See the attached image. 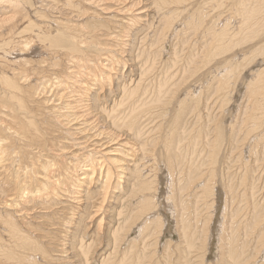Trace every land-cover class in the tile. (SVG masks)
I'll return each instance as SVG.
<instances>
[{"label":"bare ground","instance_id":"6f19581e","mask_svg":"<svg viewBox=\"0 0 264 264\" xmlns=\"http://www.w3.org/2000/svg\"><path fill=\"white\" fill-rule=\"evenodd\" d=\"M250 1L236 0L232 12H222L229 16L216 22L208 16L220 5L206 12L207 0H0V264H143L151 226H160L157 252L159 244L161 250L170 245L164 240L168 230L182 237L174 174L194 142L185 138L184 119L207 87L194 52L185 69L178 66L184 52L177 57L172 41L182 34L198 35L206 27L204 36H212L216 46L206 48L205 61L235 50L220 56L224 61L206 76L217 84L214 91L233 100L239 89L248 101L242 96L244 107L234 109L229 133L221 132L222 123L215 126L206 148H218L223 139L239 144L243 136L237 167L244 169V180L254 177L257 165L249 157L264 144V61L237 78L244 60L264 50V0ZM255 35L257 43L236 51L239 40ZM168 48L176 59L157 70ZM192 78L193 84L182 86ZM230 147L225 155L234 153ZM208 181H198L197 189L208 191ZM231 189L222 178L210 189L206 250L214 240L212 253L219 258L212 264L226 257L228 264H264V245L259 256L246 257L245 247L237 254L235 239L225 242ZM259 210L247 222L252 228L264 220ZM138 212L148 214L133 223Z\"/></svg>","mask_w":264,"mask_h":264},{"label":"rangeland","instance_id":"374dc122","mask_svg":"<svg viewBox=\"0 0 264 264\" xmlns=\"http://www.w3.org/2000/svg\"><path fill=\"white\" fill-rule=\"evenodd\" d=\"M211 1L213 2L212 5H211ZM225 1L226 2L228 1V2L226 3ZM235 1L236 0H234V2ZM251 1L253 2L254 0H251ZM214 2H216V1L215 0H210V1L207 0V2H205L206 6L204 5V3L202 4V6L205 7V11L208 9V7H209L208 10L210 11L213 8L214 9L216 7L218 8L219 5H220V7H219L220 9H217L215 11L212 10L210 12L208 10L206 11V12H209V14H210L208 16V18L209 19H214L216 22H218L219 20L220 21L225 20L224 16L226 18V17L229 16V15L226 16V14H229L227 12L228 11L232 12V9H233L232 7L234 5L233 4L234 2L232 3V1H231V3H232L231 6L232 7H230V8H229V6H230L229 0H219V2L217 0L216 4ZM207 4H208V6H207ZM210 7H212V8L210 9ZM224 7H225V10H224ZM222 12H225L226 14L225 13L223 14ZM211 14H213L212 17H210ZM179 19H180V17L177 19L178 20L177 23H179ZM238 22H239V20L238 21H234L233 20V23H238ZM204 26H206V25H204ZM180 28H182V27H180ZM203 29L206 30V27H203L200 30L199 33L197 32L198 35L195 33L196 36H197V39L199 38V41H201V42L197 41L195 34L192 33L191 35L189 34V36H188V34L187 35H184V34L181 35V36H183V35L186 36V38L188 40H185L184 36H183L184 38L179 36V37H176L175 39H173L172 44L174 45V47L178 46L179 49L175 47L177 52L180 50L177 53V57H179V58L182 57L181 58V62L180 63L177 62L180 65H178V64H176V65H178L179 67L183 66V69H185L186 67L184 68V66L186 65L187 59H189V57L193 58L194 57L193 54L195 53V56L197 55V57H198V58L195 57V59H196V62H198V66L200 67V72L202 71L201 73L203 75H205V76L209 74L210 77H212L211 73H212L213 68H215L214 67L215 64L218 63V62L224 61L222 59H225V58L221 59L219 57L220 56L223 57L225 54L224 55L220 54V55L216 56L215 59H213L212 61H210V60L205 61V57H206L207 52H208V50H206V48L211 43L213 44L214 42H212L213 41L212 36H208V38L206 37V35L204 36V30ZM183 32H185V31L183 30ZM200 34H201V36H200ZM201 37L204 40H202ZM191 38L192 39L194 38L193 40L195 42ZM179 39H181V40L179 41ZM207 40H208V43H207ZM258 40H259V35L257 37L255 35L254 38L247 39L246 42H248V43L244 42V43L241 44L242 40H239L238 47H236V51L237 52L240 51V50L244 51L245 48L250 47V45H252L254 43H257ZM177 41L179 43H175ZM202 41L206 45H204V43H202ZM194 43H195L196 46L192 45ZM198 43L200 45H198ZM179 44H181V45H179ZM188 44H190V45H188ZM263 44L264 43H262L261 45H263ZM182 45H183V48H182ZM192 46H194L195 49ZM203 46H205L204 49H203ZM215 46H216V44L212 45V47H215ZM199 47H201V48H199ZM182 49H183V52H184L183 54H182ZM216 49H217V47H216ZM216 49H214V50H215V52L217 54L218 50H216ZM198 50H200L201 52L198 51ZM197 51L199 53H197ZM234 51H231V53L234 52ZM167 52H168L167 53L168 56H167V54L164 55V57H161V59H160L161 62L159 60L158 61L159 63L158 64L156 63L155 68L157 70L159 69L158 68L159 64H160V66L161 65L164 66L165 64H167V62H168V64H170L172 62V60L176 59V55H174L175 56V58H174L173 53L170 54L169 48H168ZM254 52L255 53L252 56H250V58H249L250 60L249 61L244 60L245 62H247L245 65L243 64L245 62H243L241 64L240 69L242 68L243 70H239L238 69L237 78L239 79V81L243 77L244 73L248 72L247 70H249V65H252L253 67H256L257 63H255V62H258L259 60H263L264 61V50L262 48H259L258 50L256 49V51H254ZM179 53H181L182 56L179 55ZM200 54H202V55L200 56ZM229 55H225V57L229 56ZM166 57L169 58L168 61H166L167 60ZM162 59H165V60H162ZM217 59H218V61H217ZM177 61H178V59H177ZM183 61H185V62H183ZM201 62H204V63L199 65ZM207 62H209V63H207ZM204 64H206V66ZM203 65H204V70H202ZM252 66H251V68H252ZM222 67H224L225 69H229V67H227L225 65H223ZM176 69L177 68H175L174 70H176ZM156 71H155V73H156ZM179 71H180V68H179V70L177 71V74H176L177 75L176 77L178 79H179V77H181L183 75V73L178 75ZM242 71H243V73H242ZM240 74H242V76ZM205 76L202 78L201 83H204V85L207 86V87H205L204 91L205 92L209 91V92L206 95H205L204 91H202L203 93L202 92L200 93V97L201 98L203 97L202 98L203 101L200 102L201 105L200 104H196L194 111L191 114L189 113V117L187 116L184 119L187 122V124L185 122V125H184V129L186 130V134H185L186 137L185 138H192L194 140V142L192 144V147H191L192 148V150H191L192 153L189 152L187 154L186 149H184L185 147H181V150L183 151L182 154H184V155L187 154V156L185 157V159L179 160L180 162H182V163L184 162V163L183 164L181 163L180 170L176 171V173L174 174V176L176 178L175 179V185H174L175 196H176L175 199L178 200L179 202H182L180 204L176 203V205H177L176 209L178 210L177 222H178L179 227L180 228L182 227V229L180 231V233H182V237L180 238L178 235L173 234L172 231H170V234H171L170 235L169 234V230H168V234L167 233H166L167 235L165 234L164 240H165V243H166L167 240H170L171 241L169 243L170 245L168 247H166L165 244H164V246L167 249H165V247H164L165 250H161L163 245L159 244V246H161V247H159V252H157L156 251V239H157L156 236H159L157 234H158V232H160V228H159L160 226L157 225V224H155L154 226H151V228H153L152 231H151L152 234H150V237L147 239V242H148V245L149 244H152V245L148 246V248H150V249H148V253H147L149 258L146 259L145 260L146 262H143V264H212L213 262L216 261V259L217 260L219 259L217 257H214L215 256L214 252L212 253L213 246L215 248L216 242H214V240H213L214 243L212 242V244L210 245L211 249L208 248V251L206 250V245H207V241H208L207 240V234H208L207 231H208V229L210 227L209 222L211 220V217H212L211 215H212V210H213V208H212L213 194H212V191L210 189L213 187L215 182L218 181V179H220V178H222V180L224 181L225 184H229V186L232 188L231 190H229V194H228L229 196L227 197V208L229 207L230 209L228 208V211H229V214H228V211H227V217L228 218L225 219V224H227L226 227L228 229V230L226 229L225 234H224V236L226 237V241L225 242L227 244H229L230 243L229 239L231 237L233 239H235V246L234 247H235V249L237 251V254L240 255L241 251L245 247V249H244L245 251L244 252H245V256L246 257L253 256L254 254H255L254 257L259 256V254H258L259 251L258 250H260L263 247V245H264V238H262V236H263L262 234L263 233L260 234V228H261L260 226L264 225V220H260V225L259 226L253 225L254 228H252L251 223L247 224V222L251 221V219L253 218V215L255 213H257L259 209L261 210L262 214H264V144L261 143L262 146L260 145L261 147L259 146L258 149L255 150V154H253L251 157H249L250 158L249 160L252 161V164H256L257 165V169H256V173L253 174L254 177L249 176L247 179H245L246 181L244 180V177H243V173H244L243 170L244 169L242 171H240L241 169L239 170L240 165H242V162H241V160L239 158V154H237V153H240V149H238L237 147H241L242 142L246 143V141L242 139L243 136L239 140V142H238L239 144L236 143L237 145L234 144L233 142H232L233 144L228 145L227 141H225V139H223L224 143H222V141H221L220 144H218V148H212V147H211V149L210 148L209 149L206 148V146H208L207 143H209L210 141L212 143V141L214 140V138L216 136V131L217 130H215V126L216 125H221V123H222L223 127L221 129H223V130H221V132H225L224 134H226V131L228 132V129L231 130L230 127L229 128H227V127L228 126H232L231 124L233 122V117H234L233 115L237 114L235 110H237V107H239V105L240 106L242 105V104H239V103L240 102L242 103L245 99L246 100L244 102L247 103L248 100L244 96L243 93L240 94L239 89L236 90L238 95L235 93L234 99H233L234 101L231 100L229 97L227 98L225 96L226 95L225 92L219 93V92L214 91V89L217 86V84H215L216 86L213 85L212 84L213 83L212 79L209 76L208 77L206 76V78H205ZM177 78L172 80V84H174V85L176 84V83H173V81H175V80L177 81ZM237 78L235 80H237ZM189 81H190V83H189ZM203 81H206V82H203ZM211 81H212V83H211ZM187 82H188L187 84L182 85V86L186 87V85H188V84H193V82H194L193 78L192 79H188ZM208 84H210V85L208 86ZM209 89L212 92L214 91L213 94H212V92L210 93ZM197 93L199 94V92H197ZM197 93H196V96L198 95ZM209 94H211L210 97H209ZM217 94H218V97L216 96ZM222 94H224V95H222ZM239 94H240V96H239ZM263 94H264V91H263ZM242 96H243V99L245 98L244 100L241 99ZM220 97H222L223 99L220 98ZM175 98H176V96L174 95L173 100L171 101L172 103L171 102L168 103V105H171L170 108L174 107V105H173L174 102L173 101L176 100ZM182 98H184V97H182ZM206 98L208 100H206ZM217 98H218V100H217ZM224 98H226V99H224ZM223 100H225V103H223ZM227 100H229V102ZM207 101H208V104L206 103ZM216 102H218V103H216ZM261 104L263 105V103H261ZM207 105H208V108H207ZM201 106H203V107H201ZM227 106H229V107L226 108ZM233 106L236 107V108H234ZM204 107H206V108H204ZM241 107H244V105H242ZM224 109L225 110L227 109V111H225ZM158 110L159 109L157 107L156 111L159 112ZM171 112H172L171 110L168 111V116L171 115ZM189 112H190V108H189ZM224 112H225L226 115L230 114L229 115L230 117L228 115H227L228 116L227 117L224 114ZM221 114H224L226 117L224 115H221ZM211 115H215L214 118ZM219 116H223V118H221ZM231 116H232V118H231ZM224 117H225V119H224ZM226 118L227 119H231V121L227 120ZM263 120H264V118H263ZM158 121L161 122L163 120L162 119H158ZM207 124L209 125L208 127H207ZM233 125H237V124H233ZM207 128H208V130H207ZM243 128H245V127H243ZM212 129H214V130H212ZM255 132L256 131H254V133ZM224 134H223V136H224ZM185 144H186V142H184L182 144V146H185ZM226 145H227V148H231L230 146H232V148L234 150V151L232 150V152H234L233 154H230V153H229V155H228V153L226 155L224 154L225 150L227 149ZM235 147H236V150H235ZM202 151H203V153H202ZM206 151H208V152H206ZM220 158H222L221 161L219 160ZM256 162H258V163H256ZM252 164H250V166ZM258 164L259 165L262 164L261 165L262 168L258 169L259 168ZM211 167H213V168H211ZM179 172H180V174H179ZM239 173H241V174H239ZM251 178L254 179V180H252ZM201 180L202 181H205V180L208 181L209 180L208 183H207V187L210 188V189L208 191L205 192L204 188L197 189V187H196L197 183L199 184L198 181H201ZM247 180L249 181V183H248ZM181 199H182V201H181ZM136 205H137V203H134V201H133L131 207L136 206ZM232 213L235 214V216H234L235 220L234 219L232 220L231 217H230V215ZM146 214H148V213H146V212H143V213L142 212H140V213L138 212V213H136L135 214L136 217L133 220V223H136V221L137 222L140 221L141 217L142 218L145 217ZM215 216L216 217H214V220L216 221L220 215L218 214V215H215ZM247 218H248V220H247ZM110 219L112 220V217L109 218L108 220H110ZM262 219H263V217H262ZM214 220H213V222L215 223ZM159 224H160V221H159ZM182 224L185 225V226L183 227ZM213 225L215 226V224H213ZM247 225H248V230L246 229ZM154 229H156V230H154ZM189 240L192 241L191 244H190V242H187ZM96 242H97V239H96ZM226 243H225V246H227ZM138 244L139 243H137V245ZM143 244H144V242H143ZM161 244H163V243H161ZM190 245H192V247H190ZM126 246H127V244L124 247H126ZM225 246H223V249L225 248ZM206 252H207V254H206ZM226 258L224 260H221L219 263H215V264H228L227 260L229 261V259H228V257H226ZM208 260H209V263H208ZM246 263L247 262L245 261L243 264H246Z\"/></svg>","mask_w":264,"mask_h":264}]
</instances>
